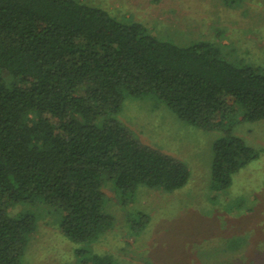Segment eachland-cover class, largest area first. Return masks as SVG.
Here are the masks:
<instances>
[{"label": "trees", "instance_id": "16d2710c", "mask_svg": "<svg viewBox=\"0 0 264 264\" xmlns=\"http://www.w3.org/2000/svg\"><path fill=\"white\" fill-rule=\"evenodd\" d=\"M127 95H156L207 131L227 126L213 145L219 189L259 156L231 129L264 120L262 65L228 61L205 40L165 41L80 0H0V264H26L37 228L33 214L12 215L16 205L41 198L64 213L67 239L91 243L116 222L105 209L104 177L131 196L141 184L185 185L184 162L139 142L116 118ZM140 217L135 232L149 222ZM76 255L78 264L113 263L85 249Z\"/></svg>", "mask_w": 264, "mask_h": 264}, {"label": "rangeland", "instance_id": "374dc122", "mask_svg": "<svg viewBox=\"0 0 264 264\" xmlns=\"http://www.w3.org/2000/svg\"><path fill=\"white\" fill-rule=\"evenodd\" d=\"M80 1L140 22L165 41H209L228 61L264 67V0ZM116 118L139 142L184 162L187 182L172 191L141 184L131 196L104 177L105 209L116 222L91 243L67 239L60 229L64 213L41 198L16 205L12 215L27 212L37 219L24 263L78 264L76 250L85 249L111 256L112 264H264V120L232 126L259 156L233 175L229 188L219 189L212 176L213 145L227 126L207 131L191 125L156 95H127ZM144 214L149 222L135 232Z\"/></svg>", "mask_w": 264, "mask_h": 264}]
</instances>
